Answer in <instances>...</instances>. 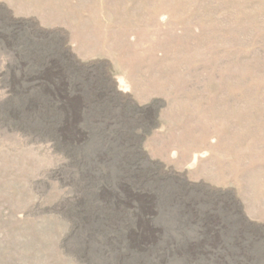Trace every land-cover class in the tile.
I'll return each instance as SVG.
<instances>
[{
  "label": "rangeland",
  "instance_id": "374dc122",
  "mask_svg": "<svg viewBox=\"0 0 264 264\" xmlns=\"http://www.w3.org/2000/svg\"><path fill=\"white\" fill-rule=\"evenodd\" d=\"M126 175L166 264H264V0H0V264H113Z\"/></svg>",
  "mask_w": 264,
  "mask_h": 264
},
{
  "label": "bare ground",
  "instance_id": "6f19581e",
  "mask_svg": "<svg viewBox=\"0 0 264 264\" xmlns=\"http://www.w3.org/2000/svg\"><path fill=\"white\" fill-rule=\"evenodd\" d=\"M76 60H75V62H77V64L79 66H86V65H84V63H82V61H80V60H77L76 61ZM4 68H5V64L3 63V69ZM47 69H49V67L46 66V70ZM111 73H112V76L114 75V78H116L115 71H114V65L113 64H112V72ZM53 79H54V76H51L50 75V77L48 78V81H45L43 79V82H45L47 84L50 83L49 84L50 86H51V84L52 85H55L54 82H51V81H53ZM116 80H117V78H116ZM40 81L42 82V80H40ZM64 88L67 89L66 88V84L64 85V84H61V82H60V83L56 84V87L54 89H56V90L59 89V90L62 91L63 100H65V101H67V100L72 101L73 96H69L66 93V90ZM71 88H72V86H71ZM71 103L72 102H70L69 105ZM60 104H62V103H60ZM85 104H87V103H85ZM69 105H67L66 103L63 104V109H67L65 107L70 108ZM74 110H76L77 113H74L73 112L70 116H67V118L71 117L72 120H77L78 121L80 119L79 118V115H78L80 113V111H79V109H74ZM140 152H142L143 154H145L144 151L142 150V148L140 149ZM128 178L129 177L127 176L120 183L121 185H120V189H119V192H118L119 194H116L117 197L116 196L115 197H111L113 199L112 204H107L108 202L107 203L105 202L109 206V210H108L109 212H106L102 217H98L97 218V219L100 220L99 221L100 222V225H101L100 226L101 227L100 228V233L103 234V236L106 235L104 237H106L109 240V241H107L106 245L108 244L110 246L111 252H113L115 254V255L113 254V259H114L113 264H166V263H168L167 262V260H168L167 257H164V256H161L160 255L161 253L166 252V250H164V249H159V250L157 249V250H155V249H152L151 248V246L157 244V242L159 240V236H161V235H159L160 234L159 233L160 231L158 230L157 226L155 227V225L152 222V218H153L154 214H152L153 211H151L148 208V204H147V202H148L147 193L144 191V189L143 190L142 189H139V190L135 189V187H134L135 185L133 186V184H130ZM100 190H101L100 191V198L102 197L101 199H103V198H109V195L110 196H113V193L111 192L112 190H110L108 188V186L103 185V186H101ZM115 192H117V191H115ZM159 214H161V213H159ZM131 215H132V218L133 219L136 218V220H138L136 222V224L132 220H130V219L127 218L128 216H131ZM155 217H158V216H155ZM155 220H157V219L155 218ZM247 220L248 221H251L252 223H254L256 225L258 224V222H256L253 219L250 220L249 218H247ZM96 221H98V220H96ZM98 227H99V225H98ZM108 229L110 231H112V232H107ZM104 237H103V239H105ZM211 237L214 238L215 236H213L211 234L210 237H207V238H211ZM121 240L124 241V242H122ZM163 241H165L164 238H163ZM202 241H205V239L204 238H201V240L200 241H197V242L200 243ZM193 244H196V242L193 243V241H192L191 246H193ZM161 245H162V243H161ZM209 246H211V245L209 244ZM182 247H183V245H182ZM110 250L108 251L109 253H107V255H109V256L111 255ZM175 250H177V249H175ZM178 250L177 251H174V253H176L175 257L177 258V260H178V258H181V260L184 259V258H186V260L192 261V262H196V263L202 262V261H204L205 264H210L211 263V262L210 263L208 262L209 259H210V256H208L209 253H203V254L201 253L202 254L201 256H203V257H201V256L199 257L196 254V251H194L195 249L193 247H189L186 250H179V251ZM133 254H136V255L133 256ZM223 260H225V259H223ZM204 262H202V263H204Z\"/></svg>",
  "mask_w": 264,
  "mask_h": 264
}]
</instances>
